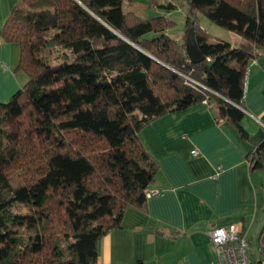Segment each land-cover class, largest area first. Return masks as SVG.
Wrapping results in <instances>:
<instances>
[{
	"label": "trees",
	"instance_id": "1",
	"mask_svg": "<svg viewBox=\"0 0 264 264\" xmlns=\"http://www.w3.org/2000/svg\"><path fill=\"white\" fill-rule=\"evenodd\" d=\"M124 1L20 0L1 30L27 80L0 103V264H96L101 237L128 208L145 207L158 166L138 134L150 122L205 102L249 139L241 109L249 63L264 53V0H181L182 41L167 34L174 5L144 0L164 14L142 19ZM198 14L247 44L211 40ZM189 30L205 57L195 65ZM246 157L264 171V139Z\"/></svg>",
	"mask_w": 264,
	"mask_h": 264
},
{
	"label": "crops",
	"instance_id": "2",
	"mask_svg": "<svg viewBox=\"0 0 264 264\" xmlns=\"http://www.w3.org/2000/svg\"><path fill=\"white\" fill-rule=\"evenodd\" d=\"M19 1L0 0V103L26 82L25 74L16 71L18 45L1 36ZM231 37L233 47L247 44L238 35ZM241 110L246 142L216 120L205 102L141 129L139 141L158 166L147 190L160 193L146 198L143 209L128 208L120 229L101 237L96 264H205L215 260L208 231L231 225L238 226L249 247L255 241L258 248L264 227V171L251 170L246 156L264 139V53L249 63ZM193 149L197 157L190 155ZM217 167L221 171L213 178Z\"/></svg>",
	"mask_w": 264,
	"mask_h": 264
},
{
	"label": "rangeland",
	"instance_id": "3",
	"mask_svg": "<svg viewBox=\"0 0 264 264\" xmlns=\"http://www.w3.org/2000/svg\"><path fill=\"white\" fill-rule=\"evenodd\" d=\"M158 3L162 6H166L167 4L174 5V10L168 12V16L175 22V26L171 28L167 32V34L171 38L179 39L180 41H182L184 30H185L186 14H187V9H188L187 4L185 2H182L181 0H158ZM123 6L126 11H133L142 19L152 18L156 14H164L163 10L157 11L156 9L149 8L147 6V3L144 0H132V1L125 0ZM198 18H199V25H201L200 27H202L204 31L207 34H209L211 40L221 39L228 43L233 42V38L231 37L233 33L228 32L216 26L215 24L207 20L203 15L198 14ZM153 37H154V34H151V33L145 36L146 39H151ZM61 54H62V51L60 50V51L51 53L47 57L51 64H55L62 60ZM26 80H27V77H26ZM2 104H5V103H2ZM12 211H15L21 214H31V212L25 206H22V205H15L12 208ZM33 215L35 214L33 213ZM25 228H26L25 226L24 227L22 226L13 227V229L18 232L24 231ZM256 249H257L256 242L253 241L252 246L249 247L248 249L249 256L251 255L255 256Z\"/></svg>",
	"mask_w": 264,
	"mask_h": 264
},
{
	"label": "built area",
	"instance_id": "4",
	"mask_svg": "<svg viewBox=\"0 0 264 264\" xmlns=\"http://www.w3.org/2000/svg\"><path fill=\"white\" fill-rule=\"evenodd\" d=\"M182 76L191 87L205 89L204 86L195 82L190 77L185 75ZM190 155L192 157H197L199 152L193 149ZM220 171L221 167H217L216 173L212 177L216 178ZM159 193V190H145L146 198L156 196ZM207 235L214 250L215 260L205 264H264V247L258 245L256 255L249 256L248 242L245 237L241 235V231L237 225L213 228L208 231Z\"/></svg>",
	"mask_w": 264,
	"mask_h": 264
},
{
	"label": "water",
	"instance_id": "5",
	"mask_svg": "<svg viewBox=\"0 0 264 264\" xmlns=\"http://www.w3.org/2000/svg\"><path fill=\"white\" fill-rule=\"evenodd\" d=\"M185 53L188 57L189 62L193 65L201 63L205 60V57L198 49L193 30H189L186 35Z\"/></svg>",
	"mask_w": 264,
	"mask_h": 264
}]
</instances>
